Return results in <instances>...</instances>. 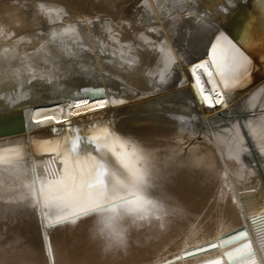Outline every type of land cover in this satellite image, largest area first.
Masks as SVG:
<instances>
[{"label":"bare ground","instance_id":"6f19581e","mask_svg":"<svg viewBox=\"0 0 264 264\" xmlns=\"http://www.w3.org/2000/svg\"><path fill=\"white\" fill-rule=\"evenodd\" d=\"M168 1H149L146 9L158 21L146 26L162 42L155 55L160 65L144 82L123 81L128 74L142 76L134 57L94 39L87 25L51 39L58 52L73 55V65L40 67L18 41L0 49V148H20L26 167L48 178L59 171L60 154H67L65 144L77 134L69 122L80 129L77 151L84 153H95L85 138L107 126L130 151L148 154L157 173L145 191L152 202L145 218L125 213L111 227L104 222L107 213L77 218L75 226L56 224V209L39 200L35 206L18 201L6 186L0 264H264V215L255 198L261 180L252 160L258 158L264 179V0H176L179 8L166 19L171 12L161 13V7ZM11 11L0 15V33L21 25V15ZM231 30L239 32L234 43L245 59L234 73L225 70L222 84L209 50L220 33L232 40L226 34ZM141 56L149 59L150 52ZM100 89L126 102L99 111L91 110L95 104L76 107L75 94L94 101ZM217 92L223 97L218 105ZM241 194L251 207L240 203ZM241 230L246 235L236 240ZM114 231L123 233V244ZM242 244L251 245V254L229 261L226 254Z\"/></svg>","mask_w":264,"mask_h":264},{"label":"snow or ice","instance_id":"6c2138e0","mask_svg":"<svg viewBox=\"0 0 264 264\" xmlns=\"http://www.w3.org/2000/svg\"><path fill=\"white\" fill-rule=\"evenodd\" d=\"M209 59L217 76L221 78V83L225 84L223 79L225 70L234 73L242 66L241 61L245 57L232 40L220 33L211 44ZM161 80H164L163 75ZM95 94L98 98L94 101H89L79 93L75 94L73 98L79 99L76 107L79 108L80 104H89L91 108V105L95 104L98 107L91 110L99 111L106 105L117 106L126 102L115 97H105L102 89L97 90ZM216 96L218 97L216 104H221L223 97L219 92ZM204 99L208 101L209 97L204 95ZM212 106L209 104V107ZM45 119L54 118L48 116ZM68 127L72 133L77 134L65 144L67 154H60L59 171L48 178L40 177L35 168L26 167L20 148H9L7 151L0 148V201L4 199L7 186L14 189L13 198L18 201L30 200L35 206L39 200L45 208L56 209V224L69 222L75 226L77 218L87 217L93 213H107L104 222L109 227L125 213H135L139 219H144L146 215L144 208L152 203L147 199L145 191L157 174L151 157L136 150L130 151L125 142L107 126L85 138L88 144L94 146L95 153L78 152L77 147L81 141L78 134L80 129L73 127L70 122ZM90 127L101 126L94 124ZM53 132L57 130L53 129ZM240 203L246 208L251 207V201L246 199L244 194H241ZM245 235L246 230H241L235 239L240 240ZM113 236L116 242L124 243L122 232L114 231ZM208 244L210 248L217 247L210 241ZM251 252L250 244H242L240 248L227 253L226 256L229 261H233L246 258ZM208 264H220V260L213 259L208 261ZM249 264H255V261H250Z\"/></svg>","mask_w":264,"mask_h":264},{"label":"rangeland","instance_id":"374dc122","mask_svg":"<svg viewBox=\"0 0 264 264\" xmlns=\"http://www.w3.org/2000/svg\"><path fill=\"white\" fill-rule=\"evenodd\" d=\"M149 1L156 6V0H0L1 16H7L12 10L11 13L22 17V23L21 25L18 24V28L10 25L9 32L0 33V49L5 50L7 45L18 41L20 49L23 50L22 52L25 55L32 56V62L34 64L38 62L36 65L40 67L50 69L51 67L73 65L77 63L73 55L64 52V50L58 52V49L51 44V39L56 40L59 36H63L64 30L73 28V26L82 27L87 25L91 26L90 29L93 32L94 39L101 38L106 46L113 48L122 46V51L128 53L129 59L134 57V69L137 67V69L142 70L140 74L142 76L128 74V77L123 76V81L144 82V79H149L160 65V57L155 55L158 54V44L162 42L159 32L146 26L148 22L150 24L158 23L154 16H150L153 18V21H150L152 19L145 14L151 8H149ZM168 2L171 5L166 4V7H161V13L171 12L170 16L166 15V19L171 16L174 17V12L180 6L177 5L179 1L178 3L176 0L175 2L174 0ZM192 5H187L186 8ZM61 27L65 28L62 29ZM116 42H118V45ZM143 51L150 52L149 59L141 56ZM137 55L140 56L136 57Z\"/></svg>","mask_w":264,"mask_h":264},{"label":"water","instance_id":"95a60500","mask_svg":"<svg viewBox=\"0 0 264 264\" xmlns=\"http://www.w3.org/2000/svg\"><path fill=\"white\" fill-rule=\"evenodd\" d=\"M226 34L228 35L229 38H231L233 40L232 41L233 43L235 42L238 44V38H239V32L238 31H236L235 35H232L233 34L232 30L230 32H226ZM252 160L254 161L255 167L257 169L256 178L261 180L260 187L255 192V198H256V201H258L257 213H261L259 215L263 216L264 215V200H263V196H262V191L264 190V179H263L262 173L260 171V163L258 161V158L256 156L252 155Z\"/></svg>","mask_w":264,"mask_h":264}]
</instances>
